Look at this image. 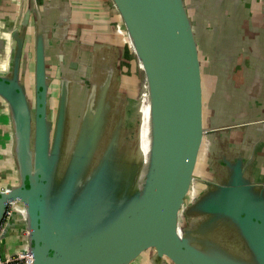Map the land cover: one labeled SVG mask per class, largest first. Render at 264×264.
Wrapping results in <instances>:
<instances>
[{
    "label": "water",
    "instance_id": "1",
    "mask_svg": "<svg viewBox=\"0 0 264 264\" xmlns=\"http://www.w3.org/2000/svg\"><path fill=\"white\" fill-rule=\"evenodd\" d=\"M112 3L144 73L148 144L142 103L128 116L121 25L87 26L71 0H28L0 53L17 172L0 224L22 207L1 238L18 213L31 264H264V179L234 137L259 120L212 106L214 80L233 75L214 71L218 23L243 17L238 0Z\"/></svg>",
    "mask_w": 264,
    "mask_h": 264
},
{
    "label": "crops",
    "instance_id": "2",
    "mask_svg": "<svg viewBox=\"0 0 264 264\" xmlns=\"http://www.w3.org/2000/svg\"><path fill=\"white\" fill-rule=\"evenodd\" d=\"M251 1V0H250ZM238 0L243 17H229L219 21L222 31L227 29L226 35L220 34V45L215 57V73H227L229 68L231 76L227 82H213L211 85L216 99L212 104L215 113H221L223 107H228L229 122L255 121L244 132L236 133L235 139L244 137L247 149L253 155L252 164L258 177L264 179V0L257 2ZM28 0H0V41H8L7 45L0 46V53H7L11 40L7 38L11 26L17 27L21 13L27 7ZM73 6L82 10L81 16L88 26L91 23H106L109 19L115 25L120 24V17L112 0H71ZM235 1L229 3V12L239 9ZM83 14V15H82ZM236 14V12H235ZM230 15V14H229ZM84 16V17H83ZM14 19V23L12 21ZM31 25V23H30ZM29 25V26H30ZM121 25V24H120ZM217 25V26H218ZM221 29V28H220ZM233 32V33H232ZM113 39V36H111ZM2 44V43H1ZM125 51L129 50L128 43L121 42ZM129 52V51H128ZM227 62V63H226ZM222 109V111H221ZM217 125H221L218 123ZM13 133L10 113L6 102L0 98V189L16 182L17 172L13 157ZM17 206V207H16ZM15 209L21 211L22 207L15 204ZM15 214V213H14ZM21 217L17 214L9 222L3 243L0 245L1 253L13 252L23 249L25 232L20 228Z\"/></svg>",
    "mask_w": 264,
    "mask_h": 264
},
{
    "label": "rangeland",
    "instance_id": "3",
    "mask_svg": "<svg viewBox=\"0 0 264 264\" xmlns=\"http://www.w3.org/2000/svg\"><path fill=\"white\" fill-rule=\"evenodd\" d=\"M30 30H31V27H30L29 31ZM120 32L122 34V36H121L122 40L125 43H127L128 42V37H127V34H126L127 32H126V29H125V27L123 25L120 26ZM123 56H124V59L125 58L131 59V62L133 63V66H130V68H129V72H126V74H128V76L129 75L132 76L131 78H127V80H128L127 87L129 89V91L132 92L131 94L134 95V97H135V99L132 102L131 107H130L131 113H128V116L130 118V117H134V115H132V114L133 113L136 114L137 108L140 109V104L141 103H142V105H141L140 111L142 113H144V111H145L144 106L146 104V94L143 95V92L145 91V88H144L145 87L144 73H143V70H142V68H141L136 56L133 57V50L131 49L130 46H129V50L125 51ZM31 66L32 67L30 68V71L28 72L29 74L27 75V79H26V86L28 88H31L33 86L32 85V83H33V65H32V63H31ZM226 69H227L226 72L228 73L229 72V68H226ZM224 74H226V73H224ZM140 97H141V102H140ZM3 240H4V237H3L2 242H1L0 245H2L5 248V244L3 243Z\"/></svg>",
    "mask_w": 264,
    "mask_h": 264
},
{
    "label": "built area",
    "instance_id": "4",
    "mask_svg": "<svg viewBox=\"0 0 264 264\" xmlns=\"http://www.w3.org/2000/svg\"><path fill=\"white\" fill-rule=\"evenodd\" d=\"M15 210V203H9L2 223L0 224V244L2 242L1 233L4 225L9 221L11 214ZM33 261L32 254L27 248L15 249L12 253H0V264H31Z\"/></svg>",
    "mask_w": 264,
    "mask_h": 264
},
{
    "label": "bare ground",
    "instance_id": "5",
    "mask_svg": "<svg viewBox=\"0 0 264 264\" xmlns=\"http://www.w3.org/2000/svg\"><path fill=\"white\" fill-rule=\"evenodd\" d=\"M145 111L142 113L143 116V122L141 126V141H142V148H145L149 141V135H150V111H149V100L146 94V104L144 106Z\"/></svg>",
    "mask_w": 264,
    "mask_h": 264
},
{
    "label": "flooded vegetation",
    "instance_id": "6",
    "mask_svg": "<svg viewBox=\"0 0 264 264\" xmlns=\"http://www.w3.org/2000/svg\"><path fill=\"white\" fill-rule=\"evenodd\" d=\"M226 238H228L229 240L233 241V243H235V240H239V237H236V236L234 235V233H232L231 230H230V234H228ZM235 244H236V243H235ZM237 244H239V243L237 242Z\"/></svg>",
    "mask_w": 264,
    "mask_h": 264
},
{
    "label": "trees",
    "instance_id": "7",
    "mask_svg": "<svg viewBox=\"0 0 264 264\" xmlns=\"http://www.w3.org/2000/svg\"><path fill=\"white\" fill-rule=\"evenodd\" d=\"M128 61H129V59L125 58L124 61H123V64L127 66L128 65Z\"/></svg>",
    "mask_w": 264,
    "mask_h": 264
}]
</instances>
